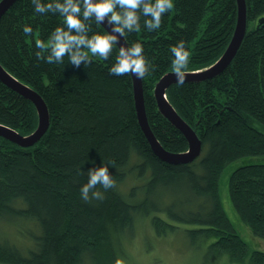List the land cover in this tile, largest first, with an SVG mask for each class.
<instances>
[{
	"label": "trees",
	"instance_id": "16d2710c",
	"mask_svg": "<svg viewBox=\"0 0 264 264\" xmlns=\"http://www.w3.org/2000/svg\"><path fill=\"white\" fill-rule=\"evenodd\" d=\"M172 2L159 29L146 31L141 16L140 29L124 39L128 47L141 43L154 66L141 80L151 131L164 149L180 153L188 142L159 111L155 85L173 72L170 49L180 40L190 52L187 72L217 61L233 35L237 1ZM245 5L246 32L231 63L216 76L166 89L169 103L201 140L199 157L179 164L154 154L138 123L131 75L109 73L116 44L108 60L89 53L91 63L78 68L67 56L62 64H48L37 59L35 42L48 45L63 18L36 13L31 0L8 8L0 18V65L42 97L49 125L30 148L0 136V220L37 228L30 230L27 255L0 239V263L84 264L88 257L91 264H115V244L134 233L136 217L149 216L156 234L182 233L189 246L201 247L202 260L264 264V251L250 249L219 195L223 170L244 161L229 176V198L244 225L264 239V22H258L264 0ZM25 26L32 27L30 35L23 33ZM97 32L107 33L93 21L89 36ZM38 122L33 103L0 80V124L26 136ZM109 162L115 187L105 191L98 185L104 199L90 193L84 201L80 189L87 173ZM129 179L142 182L122 193Z\"/></svg>",
	"mask_w": 264,
	"mask_h": 264
},
{
	"label": "clouds",
	"instance_id": "9594fccd",
	"mask_svg": "<svg viewBox=\"0 0 264 264\" xmlns=\"http://www.w3.org/2000/svg\"><path fill=\"white\" fill-rule=\"evenodd\" d=\"M34 11L38 14H59L63 18V26H57L50 36V43L46 45L42 40H36L35 46L41 51L36 53L37 59H45L48 64H62L64 57L74 67L91 63L92 57L108 60L113 45L126 33L140 29L141 16L146 17L144 28L153 32L160 28L163 14L173 9L172 0H53L52 3H42L41 0H31ZM150 17V18H149ZM105 19L112 26L111 33L91 32V22L101 24ZM66 26V29L65 27ZM31 26H25L23 33H32ZM174 59L172 70L176 77L177 86H183L187 76L190 52L185 41L180 40L170 49ZM47 52V56L41 55ZM154 71L152 63L145 58L143 45L134 42L130 47L121 46L109 73L115 76L134 75L137 79H144ZM102 164L95 170H89L88 181L81 189V198L88 201L91 197L103 200V194L96 190L101 186L105 191L115 187V180L109 174L107 165ZM115 264H124L120 259Z\"/></svg>",
	"mask_w": 264,
	"mask_h": 264
},
{
	"label": "water",
	"instance_id": "95a60500",
	"mask_svg": "<svg viewBox=\"0 0 264 264\" xmlns=\"http://www.w3.org/2000/svg\"><path fill=\"white\" fill-rule=\"evenodd\" d=\"M16 0H0V18L8 10V8ZM237 1V19L235 29L232 35V39L229 42L227 48L222 53V55L208 68L195 71L187 72V80H204L216 76L221 71H223L232 61L235 56L246 32V5L245 0ZM264 22V17L259 20V24ZM102 27L111 33L112 26L105 19L101 23ZM118 49L121 46L128 47V44L124 37L119 38V42L116 44ZM133 82L134 100L135 108L137 112L139 125L147 138L154 154L159 157L164 162L170 164L188 163L196 159L201 152V141L198 139L191 127L186 124L180 116L175 112V110L170 107V104L166 101L165 90L173 83L176 82V77L173 73H166L163 75L155 85L154 95L157 100L160 111L163 115L172 122V124L177 127L181 133L185 136L188 142V150L180 153H171L166 151L160 143L155 138L152 133L145 115L144 100H143V89L141 79H137L134 75H131ZM0 80L17 91L25 98L30 100L36 108L38 115V126L31 134L25 136L16 132L14 129L0 124V136L12 141L20 146L28 147L34 144L43 133L47 130L49 125V114L46 105L42 97L33 91L30 87L18 81L15 77L10 75L1 65H0Z\"/></svg>",
	"mask_w": 264,
	"mask_h": 264
},
{
	"label": "rangeland",
	"instance_id": "374dc122",
	"mask_svg": "<svg viewBox=\"0 0 264 264\" xmlns=\"http://www.w3.org/2000/svg\"><path fill=\"white\" fill-rule=\"evenodd\" d=\"M243 162H232L223 170L219 179L220 200L232 225L249 245L250 249L264 251V239L254 236L252 231L244 225L229 198V176ZM141 182L129 179L121 185L120 190L124 193L131 185ZM146 217H136L133 223V226H135L134 233L126 235V238L121 243L117 242L115 244L116 258L122 260L124 264H223L225 262L223 260L220 262L218 259L215 262L213 260H202L203 250L201 247L195 249L189 246L182 233L156 234L151 226L149 216ZM183 227L184 225H182ZM35 228V225L31 222L26 223L23 221V224L19 225L6 219L0 220V239H6L5 241L16 245L27 255V249L33 245L31 240H29L31 238L30 230L36 231L37 228ZM25 229H29V235ZM85 260L84 264H91L88 257ZM227 263L234 264L229 261Z\"/></svg>",
	"mask_w": 264,
	"mask_h": 264
},
{
	"label": "bare ground",
	"instance_id": "6f19581e",
	"mask_svg": "<svg viewBox=\"0 0 264 264\" xmlns=\"http://www.w3.org/2000/svg\"><path fill=\"white\" fill-rule=\"evenodd\" d=\"M261 19V18H260ZM260 19H258V20H260ZM259 22V21H258ZM257 22V23H258ZM231 39H232V37H231ZM231 41V40H230ZM201 71V70H200ZM195 72V71H194ZM169 73H173V72H169ZM10 74V73H9ZM11 75V74H10ZM14 77V76H13ZM185 81H188L187 79L185 80ZM176 83V82H175ZM174 84V83H173ZM32 89V88H31ZM33 90V89H32ZM34 91V90H33ZM36 92V91H35ZM134 92V91H133ZM37 93V92H36ZM165 98H166V90H165ZM143 100H144V97H143ZM44 101V100H43ZM166 101L169 103V101H168V99L166 98ZM134 102H135V100H134ZM156 102H157V100H156ZM45 103V102H44ZM143 104H144V102H143ZM170 104V103H169ZM46 105V104H45ZM158 105V104H157ZM170 107H172L173 109H174V107L170 104ZM47 108V107H46ZM136 109V108H135ZM144 109H145V104H144ZM158 109H159V106H158ZM175 110V109H174ZM47 111H48V109H47ZM159 111H160V109H159ZM161 112V111H160ZM175 112H176V110H175ZM177 113V112H176ZM136 114H137V112H136ZM161 114L163 115V113L161 112ZM145 115H146V111H145ZM138 118V117H137ZM181 118V117H180ZM146 119H147V122H148V118H147V115H146ZM182 119V118H181ZM183 120V119H182ZM184 121V120H183ZM185 122V121H184ZM139 123V122H138ZM186 123V122H185ZM148 125H149V123H148ZM149 127H150V125H149ZM151 129V128H150ZM192 129V128H191ZM47 131V130H46ZM45 131V132H46ZM44 132V133H45ZM43 133V134H44ZM195 133V132H194ZM31 134V133H30ZM196 134V133H195ZM27 136V135H26ZM197 136V135H196ZM42 137V136H41ZM40 137V138H41ZM198 137V136H197ZM39 138V139H40ZM156 138V137H155ZM147 139V138H146ZM199 139V138H198ZM200 140V139H199ZM158 141V140H157ZM201 141V140H200ZM159 142V141H158ZM150 144V143H149ZM161 145V144H160ZM33 146V145H32ZM162 146V145H161ZM29 148H30V146H29ZM166 150V149H165ZM167 151V150H166ZM172 153V152H171ZM201 153V152H200ZM199 157V156H198ZM163 161V160H162Z\"/></svg>",
	"mask_w": 264,
	"mask_h": 264
}]
</instances>
